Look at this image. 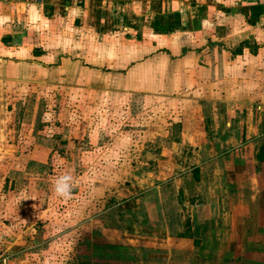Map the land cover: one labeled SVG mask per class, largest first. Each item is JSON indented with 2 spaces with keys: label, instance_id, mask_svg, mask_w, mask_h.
<instances>
[{
  "label": "crops",
  "instance_id": "crops-1",
  "mask_svg": "<svg viewBox=\"0 0 264 264\" xmlns=\"http://www.w3.org/2000/svg\"><path fill=\"white\" fill-rule=\"evenodd\" d=\"M91 44L96 68L64 53ZM52 75L89 84L128 77L130 88L180 95L170 147H191L183 156L191 167H158L167 182L135 199L147 225L130 233L139 239L127 264H264V0L0 1V94ZM140 75L151 85L136 87ZM4 197L1 237L21 236L28 219L5 209Z\"/></svg>",
  "mask_w": 264,
  "mask_h": 264
},
{
  "label": "rangeland",
  "instance_id": "rangeland-1",
  "mask_svg": "<svg viewBox=\"0 0 264 264\" xmlns=\"http://www.w3.org/2000/svg\"><path fill=\"white\" fill-rule=\"evenodd\" d=\"M145 41L138 40V49ZM49 42H42L47 51ZM82 49L64 53L77 54L82 67L96 68V46ZM82 53L88 62L80 59ZM30 81L0 94V196L11 214L25 213L28 219L21 236L9 232L3 238L0 231V242L9 246H0V264H127L129 247L139 239L130 233L147 225L135 199L167 182V171L157 173L158 167L171 161L191 167L183 163V156L194 155L191 147L182 152L170 147L167 122L182 114L174 106L180 95L130 88L135 80L128 77L111 76L100 84L53 75ZM139 82L136 87L150 84L142 75ZM65 173L74 178L68 200L52 191L55 178ZM151 176L159 180L152 182ZM17 227L11 223L15 232Z\"/></svg>",
  "mask_w": 264,
  "mask_h": 264
},
{
  "label": "clouds",
  "instance_id": "clouds-1",
  "mask_svg": "<svg viewBox=\"0 0 264 264\" xmlns=\"http://www.w3.org/2000/svg\"><path fill=\"white\" fill-rule=\"evenodd\" d=\"M73 176L65 173L55 178L52 191L57 198L68 200L73 194Z\"/></svg>",
  "mask_w": 264,
  "mask_h": 264
},
{
  "label": "built area",
  "instance_id": "built-area-1",
  "mask_svg": "<svg viewBox=\"0 0 264 264\" xmlns=\"http://www.w3.org/2000/svg\"><path fill=\"white\" fill-rule=\"evenodd\" d=\"M0 1H11V0H0ZM18 1V0H15ZM21 1H27V2H44V1H48V0H21Z\"/></svg>",
  "mask_w": 264,
  "mask_h": 264
},
{
  "label": "trees",
  "instance_id": "trees-1",
  "mask_svg": "<svg viewBox=\"0 0 264 264\" xmlns=\"http://www.w3.org/2000/svg\"><path fill=\"white\" fill-rule=\"evenodd\" d=\"M186 225V224H185Z\"/></svg>",
  "mask_w": 264,
  "mask_h": 264
}]
</instances>
